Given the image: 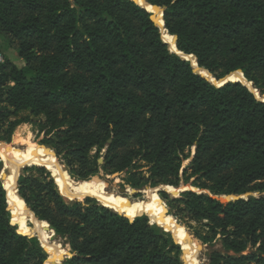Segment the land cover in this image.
<instances>
[{
  "label": "trees",
  "instance_id": "16d2710c",
  "mask_svg": "<svg viewBox=\"0 0 264 264\" xmlns=\"http://www.w3.org/2000/svg\"><path fill=\"white\" fill-rule=\"evenodd\" d=\"M135 2L0 0V40L22 60L0 65V141L43 117L53 134L44 144L63 156L73 178L97 174L104 150L108 171L144 162L153 187L183 183L208 192H162L207 264H264V102L246 85L217 87L197 75ZM146 2L165 10L168 35L200 71L217 81L242 71L264 96V0ZM54 180L45 168H27L18 190L72 250L64 264L186 263L173 235L146 214H118L92 200L69 204ZM3 185L0 264H46L39 240L12 222ZM246 193L262 196L218 199Z\"/></svg>",
  "mask_w": 264,
  "mask_h": 264
},
{
  "label": "bare ground",
  "instance_id": "6f19581e",
  "mask_svg": "<svg viewBox=\"0 0 264 264\" xmlns=\"http://www.w3.org/2000/svg\"><path fill=\"white\" fill-rule=\"evenodd\" d=\"M140 6H144L146 4L145 0H134ZM150 11H153L151 8ZM154 20L159 23L160 28L162 29L165 41L170 45L171 50L178 52L180 55L184 56V58L190 60L196 69H199L196 63V59L193 56L185 55L178 51L176 47V39L171 38L167 31L164 28L163 18L160 10L154 11ZM201 75L207 77L212 82H216L214 77L210 75L209 72L200 71ZM241 72H237L236 74H232L226 80L241 82L243 85L252 88L251 83H246L244 78L242 77ZM225 81L217 82V85H224ZM254 91V89H253ZM256 93V92H255ZM18 141V139L16 140ZM22 142V141H21ZM24 142V141H23ZM26 142V141H25ZM17 144V143H16ZM14 144V145H16ZM19 144V143H18ZM25 144V143H24ZM17 146V145H16ZM19 147V146H18ZM42 148V149H41ZM39 147L32 142H28L26 148L15 150L12 147L4 148L0 147V159L3 160L4 166L0 170V176L2 177L4 174L8 176L4 178L3 185L7 191L9 202L12 207V214L16 223H18L21 232L25 234H37L39 231L40 239L42 241L43 247L50 254V259L46 264H60L64 259V256L70 252L69 248L65 247V244L61 242H57L56 233L52 230L51 226L47 222H43L42 224L37 222L34 219L33 212H29L27 209L26 203L18 197V180L20 178V173L22 168L25 166H37V167H45L51 173L52 176L57 180V182L62 187L64 193L71 199H78V201H83L84 199L91 197L98 200L101 205L106 208H111L119 213H125L130 217H137L148 213L152 210L153 204L156 200V194L160 189L147 190L146 197L149 199L147 201H137L133 202L128 199H119L108 193L102 186H90L87 182H79L76 183L71 180L70 176L67 172L64 171L61 165L54 163L49 158L50 150H47L45 147ZM158 188V187H157ZM129 189V188H128ZM165 190L174 195L178 192V190L174 187L166 186ZM195 190V189H193ZM125 194H131L130 190H127ZM29 223H32L34 226V230L29 228ZM166 227L172 231L173 235L175 234L177 237V242L182 245V248L187 253L188 263L189 264H199L198 254L194 252V244L188 237L187 232L181 228L177 227L173 223H166ZM175 237V236H174ZM176 239V238H175Z\"/></svg>",
  "mask_w": 264,
  "mask_h": 264
},
{
  "label": "rangeland",
  "instance_id": "374dc122",
  "mask_svg": "<svg viewBox=\"0 0 264 264\" xmlns=\"http://www.w3.org/2000/svg\"><path fill=\"white\" fill-rule=\"evenodd\" d=\"M5 59L11 60L16 65H22V60L18 58L16 52L14 50L8 48L6 46V44L0 40V65L5 62ZM251 89H252V91L254 89L253 93L256 95V97L258 99H262V100L264 99V96H262L260 91L257 90L255 88V86L252 87ZM23 115L26 116V115H29V113H25ZM44 121H45V119L43 117H32L31 122H29L27 124H22L16 129V131L12 137V141L10 143L0 141V147H4V148L12 147L15 150H19V149L26 148L28 142H32L33 144H36L40 148L41 147L49 148L50 149L49 158L54 163L61 165L63 167L64 171L68 173V175L70 176L72 181H74L76 183L87 182L88 184H90V186L100 185L108 193H111L112 195H114L115 197H117L119 199H128V200H131L133 202H137V201L149 202V199L146 197L147 196L146 191L147 190L160 189L159 192L156 194V200L153 204L152 210L148 213H145L146 215H144V216H147L148 218L150 217L153 224H159L160 226L165 228L168 232H170V229L165 226L166 223H173L177 227L179 226V227L183 228L187 232L188 237L190 238V240L193 242V244L195 246V248L193 250H194V252H196L198 254L199 264H207L208 263V260L206 259V257L203 254L204 249L202 247L201 242L196 240L194 238V236L185 228V226H182L180 223H178L177 220H175L172 216L169 215L167 202L165 201V198L162 195V192L166 193L163 190L164 187H166V185L157 186L158 188L153 187L152 182L150 181V167L146 163L136 161L134 163L135 167H133L130 171H127V172L108 171V170L104 169V167H103L105 164L103 157L105 156V153H106V150H104V151H102V153L100 155L101 157L98 160V164L100 167H99L97 174H95L93 177L89 178L86 181H82L80 179L73 178L70 175L69 169L67 168V166L65 164L63 156H58L54 149H52L51 147L44 144L47 140L52 139V137H53V134L50 133L48 129L43 128L42 125L40 124L41 122H44ZM17 139H18V141H16ZM14 144H16L17 146ZM96 153H97L96 150L93 151L92 156H95ZM193 153H194V150H192L190 152L191 155H193ZM100 160H103V162L100 163ZM191 161H192V157L190 160H188L187 162L184 163L183 168H186L187 166H189ZM3 166H4V162L2 159H0V170L3 168ZM31 167L32 166L23 167L22 171L20 173V177L22 174H24V172L27 168H31ZM34 167H37V166H34ZM41 168H45V167H41ZM45 169L48 173H50L51 178L54 180L55 178L52 176V173L47 168H45ZM55 183H57V185H58L57 187L59 188L60 192L64 195L63 197L65 198V201L69 204L74 203V202H85L87 200H92V201H95L99 206L104 207L103 205H101V203L98 200L91 198V197H88V198L84 199L83 201H78V199H71L64 193L62 187L57 182V180ZM182 185H183V183H182ZM17 186H18V184H16V187ZM189 186H191V185H189ZM122 190H126V191L130 190L131 194L130 195L125 194V193L123 194ZM132 190H136V191H138V193L136 195H132ZM194 191H196L197 193H208V192H202L196 188ZM18 195H19V190H18ZM169 196H170V198H174L171 195H169ZM218 199L220 200V198H218ZM108 209L112 210L110 208H108ZM10 210H11V208H10ZM112 211L116 212L115 210H112ZM116 213L119 214V212H116ZM29 226L32 227L33 226L32 223H29ZM194 227H197V226L194 225ZM57 242H61L62 244H65V241L62 240L60 237L58 238ZM66 246H68V245H66ZM199 247L201 249L200 251L198 249ZM181 248H182V246H181ZM69 253H72V255H74L71 249H70ZM182 259H183V262L185 261L186 264H189L187 253H186V251H184V249H183ZM66 260H68V259H64L63 264Z\"/></svg>",
  "mask_w": 264,
  "mask_h": 264
},
{
  "label": "water",
  "instance_id": "95a60500",
  "mask_svg": "<svg viewBox=\"0 0 264 264\" xmlns=\"http://www.w3.org/2000/svg\"><path fill=\"white\" fill-rule=\"evenodd\" d=\"M132 1H134V0H132ZM146 1V0H145ZM135 2V1H134ZM136 3V2H135ZM140 6V5H139ZM141 7H143V8H145L147 11H149L150 13H152L153 15H152V20H153V22L156 24V26L160 29V31H161V35H162V38H163V40H164V42L169 46V48H170V51L171 52H173V53H175V54H177L179 57H181L183 60H185V61H187V62H189L191 65H192V67H193V70H194V72L197 74V75H200V76H202V77H204L206 80H208L209 82H211V83H213L215 86H217V87H224L225 85H227V84H229V83H240V84H242L241 82H233V81H229V80H226V78H228L229 76H231V75H229V76H227V77H225L224 79H222L221 81H225L226 80V83L224 84V85H222V86H220V85H217V82H221V81H217L216 79H215V83L214 82H212V81H210V79L209 78H207V77H205V76H203V75H201V73L199 72V70H201L200 68H199V66H198V60H197V58L195 57V59H196V63H197V66H198V68L199 69H196L195 68V66L192 64V62L190 61V60H188V59H186V58H184V56H182V55H180L178 52H175V51H172L171 50V47H170V45L165 41V39H164V35H163V32H162V29L157 25V23L155 22V20H154V11H156V10H160V12H161V14H162V18H163V16H164V12H165V10L164 9H161V8H159V7H155V6H151L150 4H148L147 2H146V4L144 5V6H141ZM152 9L153 11H150L149 9ZM163 22H164V20H163ZM164 28H165V23H164ZM165 30H166V28H165ZM167 31V30H166ZM168 32V31H167ZM175 37V36H174ZM176 38V47H177V41H178V39H177V37H175ZM208 72V71H207ZM237 72H241L243 75H244V73L242 72V71H237ZM237 72H235V73H237ZM234 74V73H233ZM211 75V74H210ZM212 76V75H211ZM243 85V84H242ZM251 85H252V87H254V85L251 83ZM243 86H245V85H243ZM245 87H247L252 93H253V91H252V89L251 88H249L248 86H245ZM256 96V95H255ZM258 99V98H257ZM258 100H260V101H263L264 102V99L262 100V99H258ZM47 150H50L49 148H47ZM195 153H196V147H195V149H194V153H193V155H192V159L195 157ZM103 162V160H100V163H102ZM8 175L7 174H4L2 177L0 176V180L3 182V180H4V178L5 177H7ZM165 188L166 187H164V191L166 192V193H168L166 190H165ZM5 189V188H4ZM177 190H178V192L176 193V194H174V195H171L170 193H168L169 195H171L172 197H174V198H179L183 193H186V192H188V191H194L193 190V188L191 187V186H189V185H182L181 187H179V188H176ZM7 192V191H6ZM194 192H196V191H194ZM122 193L124 194V193H126V190H122ZM138 193V191H136V190H132V195H136ZM62 194V193H61ZM205 194H207V193H205ZM62 196H64V195H62ZM262 195L260 194V193H257V194H255V193H246L245 195H242V196H240V195H233V196H227V197H224V198H221L220 200L221 201H224V202H230V201H238V200H242V199H245V200H248V199H250V198H258V197H261ZM18 197L20 198V196L18 195ZM21 199V198H20ZM7 200H8V196H7ZM8 204H9V201H8ZM27 209H28V211L29 212H33L28 206H27ZM34 214V213H33ZM11 215H12V211H11ZM127 218V217H126ZM34 219L37 221V222H39V223H43L44 221H41L35 214H34ZM128 219V218H127ZM128 220H130V219H128ZM131 221V220H130ZM12 222H13V216H12ZM131 222H133V221H131ZM16 226H18V228H19V225H18V223H15V222H13ZM29 225V224H28ZM50 225V224H49ZM159 227H162V226H160L159 224H157ZM51 226V225H50ZM34 226H32V227H30L29 226V228H31V230H34V228H33ZM51 228H52V230L53 231H55V233H56V230L51 226ZM163 228V227H162ZM20 229V228H19ZM39 231H37V234H32V233H27V234H23V235H27V236H29V237H31V238H37L38 240H39V242L41 243V245H42V247H43V244H42V241H41V239H40V235H39V233H38ZM170 233H172V231L170 232ZM172 235H173V233H172ZM58 235H57V233H56V239L58 240ZM173 238H174V240H175V242L177 243V241H176V239H175V237H174V235H173ZM180 246H182L180 243H178ZM43 249L45 250V252H46V254H47V256H48V260H47V262L49 261V259H50V254L47 252V250L43 247ZM199 249V251L201 250L200 249V247L198 248ZM199 253V252H198ZM72 257H74V255H72V253H68L67 255H65L64 256V259H71ZM64 259L62 260V262L60 263V264H63V261H64ZM46 262V263H47ZM184 263H185V261H184ZM186 264V263H185Z\"/></svg>",
  "mask_w": 264,
  "mask_h": 264
}]
</instances>
